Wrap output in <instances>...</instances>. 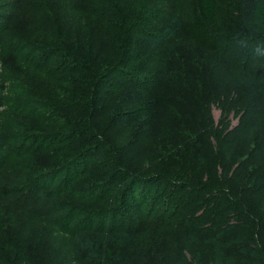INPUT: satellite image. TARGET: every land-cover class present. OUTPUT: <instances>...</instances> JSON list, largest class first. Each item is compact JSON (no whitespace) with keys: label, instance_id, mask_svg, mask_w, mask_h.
Returning <instances> with one entry per match:
<instances>
[{"label":"rangeland","instance_id":"374dc122","mask_svg":"<svg viewBox=\"0 0 264 264\" xmlns=\"http://www.w3.org/2000/svg\"><path fill=\"white\" fill-rule=\"evenodd\" d=\"M192 3L193 0H0V183L10 193L7 196L0 190V264H78L68 235L60 230L66 216H42L34 209L14 202V197L36 189L48 191L65 185L78 195L94 193V199L80 200V211L99 212L108 221L118 219L122 222L115 207L121 188L129 178L123 180L120 177L135 173L142 178L151 176V179L157 177V171H164L171 165L175 167L171 149H181V154L188 152L189 146L185 143L188 126L204 121H224L226 125L237 123L240 109L234 102L239 99V103H243L245 99L240 95L247 92L244 83L236 82L242 71L232 64L228 67L230 75L217 77L211 72V66L221 62L227 53L235 58L245 47L239 41L246 33L244 24L250 0H217L218 22L209 25L220 40L221 48L217 52L206 53L181 35H176L158 49H147L142 44V35L171 15L190 18ZM78 9H83L80 14L76 13L78 19L93 20L91 11H98L107 21L105 24L85 21L74 28L79 26L82 32L87 28L94 32L95 44L105 56L115 53L121 42L120 34L105 28L109 27L107 23L120 22L126 26L130 35L126 53L132 54V58L123 74L107 79L113 85L104 88L99 99L94 101L90 118L93 128L89 133L67 139V135L77 132L76 127L81 125L73 119L77 116L67 103L70 99L67 92L72 86L81 85H70L68 81L73 80L76 74L62 72L55 56H49L52 47L58 44L52 39V34L59 32L58 24H53L49 18V11L56 10L57 16L65 20L72 13L69 11ZM40 15H45L48 20L39 21ZM113 35L118 38L115 40ZM41 45L49 50L39 49ZM151 59L156 61L154 66L158 74L141 76L127 73L134 66L146 67ZM133 83L140 85L144 93H156L158 96L157 114L151 129L141 124L134 127L125 125L110 111L113 99ZM143 106L144 102L135 105ZM260 126L264 134V111L260 115ZM252 144V139L238 143L229 172H235L238 163L235 161L244 159ZM88 146L94 149L84 154L73 169L57 173L62 169L57 163L63 158L65 149L78 151ZM219 156L213 141L208 145L199 171L214 176ZM109 164L111 166L107 170ZM100 171L112 176L108 186L104 184L108 179L99 186L95 184L102 177L92 174ZM75 172L77 174L71 179ZM88 179L94 184L86 185ZM232 181L237 185L235 178ZM175 189L179 188L176 186ZM150 191L144 210L141 207L139 211L147 213L156 205L151 213L153 219L147 217L143 220L136 212L123 213L127 215V222L131 221L140 228L135 241L124 249L128 264H166L181 252L189 254L191 244L177 250L175 231H171L182 227V220L185 221L187 215H200L199 218L205 221L203 227H208L209 221L205 220L207 200H204L202 192H174L175 196L185 191L190 195V201L174 207L169 202L173 193L171 184L156 182ZM257 193L262 192L257 189ZM103 196L105 199L100 200ZM195 198L197 200L193 202ZM108 200L114 202L109 204ZM63 201L64 197L58 198L56 203ZM160 209H167V214H170L165 222L174 221L177 225L159 223L154 217L163 218ZM71 214L75 215V221L85 217V212H68L67 217ZM154 221V227L162 229L158 235L150 226Z\"/></svg>","mask_w":264,"mask_h":264},{"label":"trees","instance_id":"16d2710c","mask_svg":"<svg viewBox=\"0 0 264 264\" xmlns=\"http://www.w3.org/2000/svg\"><path fill=\"white\" fill-rule=\"evenodd\" d=\"M250 4L244 24L246 33L239 41L245 46L240 55L234 58L227 53L221 62L211 66V72L217 77L222 74L230 75L228 67L232 64L242 71L236 82L244 83L247 92L244 96L240 95L245 99L243 103H239V99L235 100L238 104L234 102L240 109L237 123L226 125L224 121L221 123L204 121L188 126L189 131L185 135V143L189 146L188 152L181 154V149L175 147L171 149L176 161L175 167L171 165L164 171H157V177L151 178L152 181L149 179L151 176L142 178L135 173L130 175L126 173L120 177L123 180L129 178L126 185L121 188L115 207L116 214H121L119 218H122V222L118 219L108 221V218L102 217L99 212L80 211L78 207L80 200L94 199V193L90 196L78 195L65 185L48 191L36 189L13 198L14 202L34 209L42 216L53 218L66 216L60 230L68 235L72 254L78 264H128L124 249L135 241L140 228L131 221L127 222L125 219L127 215L123 213L136 212L143 220L147 217L152 218L151 213L157 208L156 205L148 211L150 213L139 209L143 207L144 210L150 189L156 182L173 186L169 202L174 207L184 201H190V195H186L188 191L175 196L174 192L176 194L178 190H197L202 192L205 195L204 200H207L205 220L209 221L208 227H203L205 221L199 218L200 215L185 216V221L182 220L184 225L171 231H175L174 244L177 250L188 244H191L192 250L186 255L182 252L177 254L172 262L166 264H264V134L261 133L260 126V115L264 111V0H250ZM82 11L83 9L69 11L72 13L67 15L65 20L57 16L56 10L49 11L52 23L59 26V32L55 31L52 34V39L58 44L50 49L49 56H55L58 68L62 72L76 74L73 80L68 81L70 85L76 83L81 85L72 86L73 88L67 92L70 94L67 103L77 116L73 119L81 124L76 127L77 132L72 131L67 135V139L79 137L84 132L89 133L93 128L90 118L93 115L94 101L99 99V93L104 88L113 85L112 82H107V79L114 78L115 74L117 76L123 74L125 66L132 58V54L126 53L130 41L126 26L120 22L107 23L109 27L105 28L120 34L121 42L119 46L117 45L118 50H114L115 53L105 56L95 44L94 32L88 28L82 32L79 26L77 29L74 28L85 21L89 24L93 20L103 24L107 21L98 11H91L93 20L78 19L76 13L80 14ZM44 19L48 20L45 15L39 16V21ZM217 22V0H193L190 18L182 19L178 15H171L158 27L144 33L141 41L147 49H158L176 35H181L195 42L204 52L213 53L219 51L221 45L218 36L209 25ZM113 37L115 40L118 38L117 35ZM39 49L49 50L42 45ZM257 49L259 55L256 54ZM155 62L151 59L146 67L134 66L129 68L127 73L141 76L156 75L158 69L154 66ZM162 72L161 67L160 73ZM141 102H144L142 108L135 107ZM80 105L82 107H78ZM157 109V94L144 93L140 85L133 83L127 85L113 99L110 111L113 117L125 125L134 127L141 124L151 129ZM212 139L220 155L214 176L207 175L203 170L199 171L205 161L208 145L213 144ZM249 139L253 140L252 148L244 159L235 161L238 162L235 165V172H229L228 167L235 160L238 143ZM185 143L182 146H185ZM93 149V146L78 151L74 148L65 149L62 153L63 158L57 163L62 169L57 173L68 168L73 169L74 164L78 160L81 162L80 158ZM110 166L111 164L106 166L107 170ZM118 168L121 170L119 165ZM76 174L75 172L71 179ZM106 174H108L106 171L93 173L94 177H102L95 184L99 186L108 179L104 183L108 186L112 182V176L108 174L107 177H103ZM233 178L238 181L237 185L232 181ZM85 184L91 185L94 181L88 179ZM176 186L178 190L175 189ZM257 189L262 193L258 194ZM0 190L10 196L9 190L1 183ZM62 197L64 201L57 204L58 198ZM103 199L105 196L100 200ZM196 200L197 198L193 202ZM113 202L108 200L109 204ZM133 209L135 211H130ZM68 212H85V217L75 221V215L67 217ZM160 214L163 218L154 217L158 218L159 223L177 225L174 221H170L172 223L164 221L169 220L170 214H167V209H162ZM232 218L234 219L231 220ZM150 226H156L155 221ZM154 230V234L158 235L162 229L154 227Z\"/></svg>","mask_w":264,"mask_h":264},{"label":"clouds","instance_id":"9594fccd","mask_svg":"<svg viewBox=\"0 0 264 264\" xmlns=\"http://www.w3.org/2000/svg\"><path fill=\"white\" fill-rule=\"evenodd\" d=\"M256 54H258V55L260 54L258 49L256 50Z\"/></svg>","mask_w":264,"mask_h":264}]
</instances>
